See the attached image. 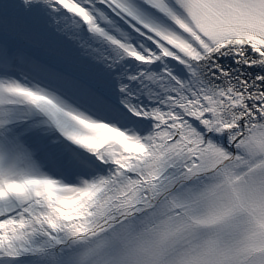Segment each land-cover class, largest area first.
Returning a JSON list of instances; mask_svg holds the SVG:
<instances>
[{
	"label": "snow or ice",
	"instance_id": "6c2138e0",
	"mask_svg": "<svg viewBox=\"0 0 264 264\" xmlns=\"http://www.w3.org/2000/svg\"><path fill=\"white\" fill-rule=\"evenodd\" d=\"M202 201L178 264H264V0H0V264H166Z\"/></svg>",
	"mask_w": 264,
	"mask_h": 264
},
{
	"label": "clouds",
	"instance_id": "9594fccd",
	"mask_svg": "<svg viewBox=\"0 0 264 264\" xmlns=\"http://www.w3.org/2000/svg\"><path fill=\"white\" fill-rule=\"evenodd\" d=\"M210 210V202L202 201L194 214H186L178 219L170 217L160 222L159 226L148 230L145 247L163 249L167 254L166 264H178L184 255H195L205 250L214 236V230L204 223ZM181 228L184 231L178 233Z\"/></svg>",
	"mask_w": 264,
	"mask_h": 264
}]
</instances>
